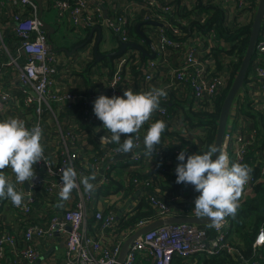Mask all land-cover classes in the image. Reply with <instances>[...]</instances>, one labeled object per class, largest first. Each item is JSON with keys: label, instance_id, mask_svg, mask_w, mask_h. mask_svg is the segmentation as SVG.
<instances>
[{"label": "built area", "instance_id": "built-area-1", "mask_svg": "<svg viewBox=\"0 0 264 264\" xmlns=\"http://www.w3.org/2000/svg\"><path fill=\"white\" fill-rule=\"evenodd\" d=\"M182 1L180 7L195 9L196 0ZM257 2L220 0L225 25L239 12L243 15L236 20V26L244 25L243 17L254 15ZM50 3L57 25L69 23L75 33L99 26L114 35L119 44L130 43L129 28L140 11L150 12V21L155 19L161 26L155 34L145 35L155 49L154 58H146L141 63V52L127 48L111 65L97 64L98 67L90 68L94 82L89 92L64 91L55 85L60 59L47 40L36 2L0 0V8H9L12 30L21 42L12 52L4 45L0 32L8 57L7 63L0 61V68L7 66L16 70L23 108L32 126L39 123L43 129L47 112L54 120L56 137L49 139L50 152H44L45 159L36 165L39 169L36 178L24 182L28 183L27 190L24 184L16 185V190L26 196L21 207L10 205L21 229L1 222L5 204L0 201V264H5L7 256L11 257V264H34L41 254L38 245L41 242L48 245L56 236L64 239L62 264H116L123 243L139 229L159 219L197 217L194 200L199 193L190 185L176 184L174 170L182 150L189 155L207 150L209 126L208 122L200 124L187 119L183 110L206 115L214 112V101L227 88L231 72L229 59L219 64L214 50L226 49V42L220 40L213 29L204 30L206 33L195 29L190 38L182 39L178 28L165 18L172 7L162 6L158 0H98L95 3L50 0ZM157 9L159 13L155 12ZM144 42L137 45L150 53V49L143 46ZM153 87H163L168 93L167 98L161 100L163 111L154 112L142 126L139 140L135 141L138 147L132 153L117 152L118 145L111 142V133L93 113L94 101L99 95L123 96L127 89L145 92ZM12 99L0 85V114ZM173 103L178 105L171 107ZM75 104H78L76 112L80 119L70 115L65 122H60L58 117ZM232 109L222 148L231 162L246 164L251 169V178L239 200L242 205L254 197L255 186L264 183V144L261 142L264 136V19L248 74ZM3 120L5 118L0 117V121ZM157 120H163L167 128L155 152L146 156L143 138ZM101 137H105L103 143ZM125 138L121 135V141ZM66 166L74 167L78 175L97 172L95 191L86 193L81 185L73 190L68 201L61 202V175ZM170 184H176L179 189H171ZM37 189H42V197L36 193ZM125 200L135 203L125 208ZM141 201L152 210V216L121 229L120 223L136 211ZM58 203L62 206L57 207ZM263 248L264 221L258 226L251 244V257L247 258L232 233L230 217H226L218 227L182 223L154 228L132 243L122 264H140L141 261L204 264L206 259L217 257H225L224 264H264Z\"/></svg>", "mask_w": 264, "mask_h": 264}, {"label": "clouds", "instance_id": "clouds-1", "mask_svg": "<svg viewBox=\"0 0 264 264\" xmlns=\"http://www.w3.org/2000/svg\"><path fill=\"white\" fill-rule=\"evenodd\" d=\"M167 95L163 87H153L145 92L127 89L123 96L99 95L93 103V113L111 133V142L118 145L116 151L132 153L138 147L135 141L139 140L142 126L154 112L163 111L160 104ZM166 128L163 120H157L149 126L143 138L146 156L155 152ZM121 135L126 136L123 141ZM42 139L43 129L39 123L28 128L25 121L18 117L0 121V199L10 200L15 207L24 204L25 193L17 191L16 185L36 178L34 166L45 159ZM104 140L105 137H101L102 143ZM177 161L174 170L176 184L190 185L199 193L194 200L197 217L207 218L212 227H218L226 217L235 218L244 186L251 178L248 165L231 162L228 153L215 144L208 146L202 154L189 155L182 150ZM7 168H11L14 173L15 183L5 175L3 170ZM97 176L95 171L90 175H78L74 167L66 166L61 175L60 201H68L73 190L81 185L84 192H94ZM56 206L60 207L62 203Z\"/></svg>", "mask_w": 264, "mask_h": 264}, {"label": "trees", "instance_id": "trees-1", "mask_svg": "<svg viewBox=\"0 0 264 264\" xmlns=\"http://www.w3.org/2000/svg\"><path fill=\"white\" fill-rule=\"evenodd\" d=\"M44 1H46L47 5H51L50 0ZM196 1L197 2L195 9H188L187 7H180L179 4L183 3L182 0H158L160 5L172 7L171 11L167 13L165 18L169 24L175 25L178 28L181 33L182 39L190 38L193 30L195 29H201L203 33H206L204 30L209 31L210 29H213L217 37L220 40L226 42V49L214 50L215 58L219 64L222 60L229 59L230 62L228 68L231 71L227 88L222 92L221 96L214 101L216 102L214 112L207 113L206 115L191 114L190 112L183 110L186 118L191 121H196L200 124L208 122L207 124L209 126V129L207 141L205 142L206 147L208 148V146L213 145L214 142L216 134V124L221 104L235 77V74L241 64L242 58L247 48L252 22L236 26V20L243 15L242 12H239L238 16H235L226 26L223 19L224 10L221 6L220 0H216L215 2L212 0ZM159 11L160 10L157 9V11L155 12L159 13ZM150 19V12L147 13L146 11H140L138 16L134 17L133 23L128 32V41L130 43L138 44L140 41L144 40L141 34L146 35V33L148 32H150L151 34L156 33L158 27L147 24L148 22H154L155 20L154 19L153 21H150ZM182 23H184L185 26H183ZM138 24H140L139 29H137ZM3 40L11 50H15V48L18 47L21 43L20 39L15 35L14 32L11 31L3 32ZM143 46L146 49H149L146 41L144 42ZM139 56L141 63L146 61V58H144L141 53ZM114 58H104L103 60L96 62L93 55L92 60L87 64V68H89L93 64H101L107 66L111 65ZM218 69L221 70V67H218ZM87 82L88 81L86 79V83ZM175 105H178V103H173L171 107ZM70 115H73L75 116V118L80 119V115L76 111L72 113L66 112L61 114V122H65V120L69 118ZM261 142L264 144V136H262ZM170 180L172 181V179ZM170 188L179 189L176 184H170ZM36 193L39 197H42L44 194L42 189H37ZM152 214V210L149 208V206L144 201H141L138 204L136 211L126 220H123L120 223V228L128 229L139 220L150 218ZM229 217L231 219L232 233L236 237L237 242L240 243L243 255L247 258L251 257V244L254 240L259 224L264 221V183H260L255 186L254 197L246 200L242 205H240L235 218H232L231 216ZM226 262L227 260L225 257H217L206 259L204 261V264H224ZM140 264L148 263L141 261Z\"/></svg>", "mask_w": 264, "mask_h": 264}, {"label": "crops", "instance_id": "crops-1", "mask_svg": "<svg viewBox=\"0 0 264 264\" xmlns=\"http://www.w3.org/2000/svg\"><path fill=\"white\" fill-rule=\"evenodd\" d=\"M90 1L95 3L98 0ZM42 8V19L46 24H48L52 28V32L48 38L49 42L53 46L57 57L60 59V66L58 69L59 71L57 76L55 77L56 87L64 91L80 93L89 92L94 81L91 75L87 77L88 73H90V69L88 70L87 68V63H89L93 58V48L96 44L98 37L101 35L99 41L101 42L102 33L104 31L106 39H109L111 42L110 46H107L105 44L101 45V48L104 47L105 51L99 49L100 45L98 44V51L101 50L105 53L117 50L119 47L118 40L114 35H112L107 29L104 28H101L100 34L97 30H95L91 34V36L90 31L92 28L80 33H75L72 31V28H70L69 23L65 22L63 25H57L54 11L49 5H47L46 1L44 0H42ZM10 14L11 12L9 8H0V29H2V31L0 32L2 33V37L3 32H13V23L10 18ZM45 31L47 33V30ZM3 43L4 45H6L5 42ZM6 47L10 51L14 52V50H11L7 45ZM7 60V54L4 52L2 43L0 41V61L2 63H7ZM20 62H22V60ZM86 79L88 81L87 83ZM0 85L3 89L7 90L13 97L12 101L8 104V107H6V110L0 114V117H2V119H7L8 117H18L19 119L25 121V124L28 127H31L32 121L31 118L28 116L26 109L23 108V93L18 81L16 80V70L13 67L11 68L3 66L0 68ZM77 109L78 104H75L71 106V110L67 108L66 112L72 113L77 111ZM53 122L54 120L51 118L50 114L46 112L43 117L42 144L44 146V152L47 154H49L50 152V144L48 142L49 139L56 138L53 135ZM34 168L37 175L39 169L36 168V165L34 166ZM3 171L7 176L8 180L14 183L15 175L12 172L11 168L5 169ZM0 201L5 204V206H3V209L1 210V222L8 225V227L21 229L20 225H18V217L14 216V211H12L10 208V205L12 204L11 201L8 199H0ZM49 216L50 215H48L47 217ZM38 247L41 250V254L40 258L34 264L63 263L65 248L64 239L62 237L56 236L48 245H46V242H41ZM5 264H11L10 256H7Z\"/></svg>", "mask_w": 264, "mask_h": 264}, {"label": "water", "instance_id": "water-1", "mask_svg": "<svg viewBox=\"0 0 264 264\" xmlns=\"http://www.w3.org/2000/svg\"><path fill=\"white\" fill-rule=\"evenodd\" d=\"M32 1H35L37 4L38 18L41 20V22L43 24V29L47 30L46 36H47V40L49 42L48 38L52 32V28H51V26L46 24L42 19V11H43L42 0H32ZM263 19H264V0H258L257 5H256V10L254 13V17H253V21H252L251 28H250V35H249V39H248L247 48L245 50L241 64H240V66H239V68L235 74V77H234V79H233V81H232V83H231V85H230V87H229V89L225 95V98L221 104V107H220V112H219V116H218V120H217V124H216V134H215V138H214V142H213V144H215L218 147H222L223 135H224L226 126L228 124V119H229V116H230V113L232 110L233 103H234L235 99L238 97V95L241 91V88L245 82L246 76L248 74L251 59H252V56H253L254 51H255V45H256L257 40L259 38L260 29L262 26ZM147 24L152 25V26H157V27L161 26V24L155 23V22H148ZM139 27H140V24L137 25V29ZM95 30H97L99 34L101 33V27L95 26L91 29L90 36ZM141 36L147 42L149 49H150V53L145 51L141 46H139L137 44L120 43L117 50L109 52V53L101 54L98 51V44H99V41L101 38V35H100L96 41L94 48H93V55H94L95 61L98 62L104 58L111 59L114 57L121 56L122 54L125 53L127 48H133V49L141 52V54L144 58H154L155 49H154L151 41L144 34H141ZM215 158L216 157L214 156L213 159H215ZM24 186H25V189L27 190L28 183H25ZM182 223L195 224V225L202 226V225H210L211 221L208 220L207 218H200V217H171V218H164V219L156 220V221L152 222L151 224L139 229L138 231H136L135 233L130 235L125 240V242L122 245L120 254L117 258L116 264H122V262L124 261V258L126 256V254L128 253L132 243L139 236L147 233L148 231H150L154 228H157V227H160L163 225L182 224Z\"/></svg>", "mask_w": 264, "mask_h": 264}, {"label": "rangeland", "instance_id": "rangeland-1", "mask_svg": "<svg viewBox=\"0 0 264 264\" xmlns=\"http://www.w3.org/2000/svg\"><path fill=\"white\" fill-rule=\"evenodd\" d=\"M210 4V3H209ZM238 16V15H237ZM253 17H254V15H253V13L251 14V16H248V17H243V19L244 20H242L241 22L242 23H244V24H248V23H250V22H252L253 21ZM240 18V17H239ZM242 18V17H241ZM140 28V27H139ZM138 28V29H139ZM105 29V28H104ZM1 31H2V29H1ZM1 36H2V33H1ZM102 44H105V45H111V42H110V40L109 39H106V36H105V32L103 31V33H102V41L101 42H99V49H101V50H103V51H105V48L103 47V48H101V45ZM88 64V63H87ZM86 65V64H85ZM94 65V64H93ZM92 65V66H93ZM92 66H90L89 68H88V70L92 67ZM97 66V65H96ZM98 67V66H97ZM91 74H89L88 73V77L90 76ZM233 111V109L231 110V112ZM60 119V122H61V118H60V116L58 117V120ZM75 119H77V118H75ZM77 124H79V122H76ZM82 190H83V186H82ZM84 191V190H83ZM125 203H126V205H125V208H128L131 204H133V203H135L134 201H132V202H128V200H125Z\"/></svg>", "mask_w": 264, "mask_h": 264}, {"label": "flooded vegetation", "instance_id": "flooded-vegetation-1", "mask_svg": "<svg viewBox=\"0 0 264 264\" xmlns=\"http://www.w3.org/2000/svg\"><path fill=\"white\" fill-rule=\"evenodd\" d=\"M100 53H105V52H102L101 50L99 51Z\"/></svg>", "mask_w": 264, "mask_h": 264}]
</instances>
